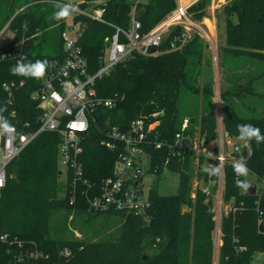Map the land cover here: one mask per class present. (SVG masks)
<instances>
[{
	"label": "trees",
	"instance_id": "trees-1",
	"mask_svg": "<svg viewBox=\"0 0 264 264\" xmlns=\"http://www.w3.org/2000/svg\"><path fill=\"white\" fill-rule=\"evenodd\" d=\"M0 29L6 24L12 37L0 45V112L17 132H33L39 127L42 109L32 95L65 57L60 33L66 19L57 20L56 4L62 0H1ZM74 3L80 10L88 2ZM210 0H197L187 8L194 20L205 16ZM176 7V0H105L102 18L94 20L75 13L72 20L83 25L78 40L86 59L88 73L103 64L104 50L115 27L126 30L132 16L146 32ZM224 44L218 52L222 69L249 58L262 65L245 82L231 74L229 86L220 87L222 127L229 137H238L237 125L252 124L264 134V0H227L222 6ZM173 27L164 37L155 55L131 53L116 63L107 74L96 78L98 96L114 102L112 107L98 106L89 122L78 155L80 176L74 169L60 173L57 132L43 131L31 141L7 167L6 185L0 197V231L23 241H33L49 252L50 264H213L214 230L211 200L199 189L191 197L193 152L171 154L169 145L175 135H198L210 141L216 136L213 114V87L206 82L199 87L203 50L207 44L197 35L190 37L181 50H169ZM153 50V48H151ZM21 56L28 61L47 60L49 67L42 79L12 75L9 69ZM27 62V61H25ZM228 69V68H227ZM229 70V69H228ZM13 82L10 92L4 84ZM21 83V84H20ZM199 94L203 106L197 107ZM232 98L239 99L241 110ZM12 112L14 113L12 115ZM156 123L145 146L149 155L147 172L157 177L166 169L178 174L179 184L173 194L164 195L157 184L148 189L149 208L144 215L118 210L92 211L89 202L99 192L101 180L111 175L117 151L105 145L107 131L121 130L135 118ZM188 118L189 125L182 128ZM160 142V146L155 144ZM251 154L245 159L257 182L264 173V143L248 142ZM168 160L167 164L165 161ZM202 163V159L199 160ZM199 176H204L199 172ZM238 177L231 163L224 168L223 199L234 210L222 217L217 264H250L254 253L264 251V187L246 195L235 182ZM91 210L92 216L119 217V233L99 240L61 239L52 236L51 217L64 210ZM83 212V211H82ZM158 239V241H156ZM66 248L67 257L60 251ZM241 248V249H240Z\"/></svg>",
	"mask_w": 264,
	"mask_h": 264
},
{
	"label": "built area",
	"instance_id": "built-area-1",
	"mask_svg": "<svg viewBox=\"0 0 264 264\" xmlns=\"http://www.w3.org/2000/svg\"><path fill=\"white\" fill-rule=\"evenodd\" d=\"M195 1L197 0H176L175 9L146 32L140 31L141 24L133 16L126 30L114 26L115 32L108 39V45L104 50L103 64L94 74L88 73L86 59L78 43L83 25L73 22L70 16L60 33L65 57L32 95V98L39 101L42 109L39 127L33 132H17L12 125V132L0 135V178L4 181L0 187V197L6 185L7 167L43 131L57 132L60 136L57 155L60 157L58 166L61 173L66 175L68 169H74L80 176L78 155L92 114L98 106L109 108L114 105L112 100L97 95L95 79L107 74L126 56L131 53L157 54L159 45L173 27H179L180 30L170 39L168 51L181 50L189 42L190 37L197 34L216 56V49L214 50L211 44L212 27H215L214 14L227 0H210L206 14L200 20L192 19L187 12V8ZM104 3L105 0H99L92 11L79 9L77 13L81 12L94 20L105 22L102 18ZM206 16L210 26L204 19ZM3 58L4 54H0V59ZM13 86L14 83L11 82L4 84L3 87L9 93ZM155 124H147L144 118L139 117L132 119L124 130L116 126L110 127L107 131V140L102 143L116 150L117 157L111 175L101 180L98 194L90 200V209L100 212L118 210L144 215L150 206L149 188L145 192L142 182L149 169V155L145 146L151 143L147 137ZM215 131V139L210 141L198 135L191 137L177 133L169 148L171 154L193 152L191 197L194 198L196 190L199 189L211 200L214 229L218 230V240L221 243L222 217L234 210L232 205L225 203L223 199L224 168L227 163L233 164L235 160L245 161L251 154V147L248 142L245 143L238 137H229L223 130L222 121L217 119ZM155 145L160 146L161 143L157 142ZM221 156L224 159L219 176H209L202 170L204 167L219 164ZM200 159L202 163H199ZM167 162L168 160L165 164ZM199 172H203L205 177L199 176ZM258 183L257 194L260 188L264 187V173ZM59 253L64 257L69 255L66 248ZM49 261V252L39 248L35 242L23 241L0 231V264H50Z\"/></svg>",
	"mask_w": 264,
	"mask_h": 264
},
{
	"label": "rangeland",
	"instance_id": "rangeland-1",
	"mask_svg": "<svg viewBox=\"0 0 264 264\" xmlns=\"http://www.w3.org/2000/svg\"><path fill=\"white\" fill-rule=\"evenodd\" d=\"M66 3L72 4L79 3L81 0H62ZM99 0H94L93 2H88L87 7L84 9L85 11H92ZM136 2H146L147 0H135ZM4 1L0 0V20L2 19L1 12V4ZM222 6L215 10V27H212L211 34V44L212 48L216 49V56L213 55V51L210 48H204L202 63L200 65L201 74L198 77L197 83L199 87H201L204 83L209 82L213 87V103L214 110L213 114L217 121L221 122L223 107L222 101L220 99V87L221 86H229L231 74L234 76L240 77V82H245L246 78L250 75L257 74L261 69L262 65L258 62H254L249 58H244L243 61L236 63L235 65L230 64L229 67L221 68L218 66V52L220 46L224 44V24L222 21ZM69 18L67 20L69 21ZM208 23V22H207ZM209 24V23H208ZM210 26V25H209ZM12 37V31L5 24L0 29V45H5L10 38ZM213 56H215L213 58ZM215 60V61H214ZM229 70H228V69ZM230 80H229V79ZM197 107L201 109L203 106L202 96L199 94V98L197 100ZM233 105L241 110L242 105L239 103V99L232 98ZM189 125L188 118H185L182 124V128H187ZM58 163L60 161V157H57ZM60 168V167H59ZM61 171V168H60ZM245 179V177H244ZM249 183L254 182L257 186L259 183L256 181L254 176L249 174L247 177ZM144 191H147L152 184L156 183L158 187V191L161 194L169 195L176 192L179 177L178 174L171 173L168 170H164L158 177L155 174L146 172L143 179ZM192 184V181H191ZM192 188V186H191ZM83 211V212H82ZM81 212H76L75 210H64L61 212H56L51 217V230L52 236L61 239H86V240H99L111 238L112 236H116L119 233V229L121 226V220L119 217H111L107 216V214H99L97 216H92V211L89 209L82 210ZM219 232L214 229L212 233L213 238V247H212V260L213 264H217V256H218V248L220 246V242L218 240ZM250 264H264V251H259L254 253Z\"/></svg>",
	"mask_w": 264,
	"mask_h": 264
},
{
	"label": "clouds",
	"instance_id": "clouds-1",
	"mask_svg": "<svg viewBox=\"0 0 264 264\" xmlns=\"http://www.w3.org/2000/svg\"><path fill=\"white\" fill-rule=\"evenodd\" d=\"M56 8L59 9L54 13V18L57 20L65 19L79 11L77 6L71 4H56ZM27 61V62H25ZM49 63L47 60H35V62L28 61L26 56H21L17 61L16 65L9 69L12 75L23 76L26 78L42 79L47 72ZM4 109H0V112ZM13 131V127L10 122L3 116L0 115V135L9 133ZM238 139L244 141L245 143L255 140L257 144L264 143V134H261L260 129L252 124H240L237 125ZM220 163L211 166L204 167L202 170L209 176H219L222 172L223 167V156L220 158ZM233 170L238 177H245V179H237L235 184L242 190V192H247L251 184L249 183L247 177L249 176L250 170L246 162L242 159L233 161ZM3 179L0 178V187L3 186Z\"/></svg>",
	"mask_w": 264,
	"mask_h": 264
},
{
	"label": "water",
	"instance_id": "water-1",
	"mask_svg": "<svg viewBox=\"0 0 264 264\" xmlns=\"http://www.w3.org/2000/svg\"><path fill=\"white\" fill-rule=\"evenodd\" d=\"M61 173V171H59V174ZM251 184V187H250V189L245 193L246 195H254V194H256V191H257V185H256V183H254V182H251L250 183ZM263 222H260L259 223V226H258V230L261 232V231H263Z\"/></svg>",
	"mask_w": 264,
	"mask_h": 264
},
{
	"label": "crops",
	"instance_id": "crops-1",
	"mask_svg": "<svg viewBox=\"0 0 264 264\" xmlns=\"http://www.w3.org/2000/svg\"><path fill=\"white\" fill-rule=\"evenodd\" d=\"M207 18H208L207 16L204 18V19H206V22H208V21H207ZM66 21H68V20L66 19ZM208 23H209V22H208ZM209 25H210V23H209Z\"/></svg>",
	"mask_w": 264,
	"mask_h": 264
},
{
	"label": "snow or ice",
	"instance_id": "snow-or-ice-1",
	"mask_svg": "<svg viewBox=\"0 0 264 264\" xmlns=\"http://www.w3.org/2000/svg\"><path fill=\"white\" fill-rule=\"evenodd\" d=\"M74 127H75V125H74Z\"/></svg>",
	"mask_w": 264,
	"mask_h": 264
}]
</instances>
